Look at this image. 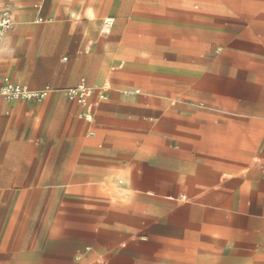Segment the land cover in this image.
I'll use <instances>...</instances> for the list:
<instances>
[{
    "label": "crops",
    "instance_id": "0c3cea01",
    "mask_svg": "<svg viewBox=\"0 0 264 264\" xmlns=\"http://www.w3.org/2000/svg\"><path fill=\"white\" fill-rule=\"evenodd\" d=\"M145 2L0 0V87L46 91L0 96V264H264V41L215 58L205 96L155 100L157 119L110 87L99 29ZM81 80L107 89L91 120L64 94Z\"/></svg>",
    "mask_w": 264,
    "mask_h": 264
},
{
    "label": "rangeland",
    "instance_id": "374dc122",
    "mask_svg": "<svg viewBox=\"0 0 264 264\" xmlns=\"http://www.w3.org/2000/svg\"><path fill=\"white\" fill-rule=\"evenodd\" d=\"M164 3H137L136 23L114 24L108 35L104 24L99 28L104 40L111 39L110 87L117 92L138 88L139 97L152 100L148 109L157 119L160 107L155 100L167 99L170 112L182 92L205 96L208 81L214 80L208 66L215 58L218 65L224 50H242L252 41H264V0H167L166 10ZM180 4L189 7L176 8ZM160 16L166 19L161 22ZM107 17L113 18L106 14L102 23ZM216 74L220 79L224 71ZM193 82L198 83L191 88ZM159 123L153 130L159 129Z\"/></svg>",
    "mask_w": 264,
    "mask_h": 264
},
{
    "label": "built area",
    "instance_id": "2783aa9c",
    "mask_svg": "<svg viewBox=\"0 0 264 264\" xmlns=\"http://www.w3.org/2000/svg\"><path fill=\"white\" fill-rule=\"evenodd\" d=\"M12 26V20L8 12L5 11L0 19V34L9 29ZM112 26L111 20L105 22L104 27L106 28V33L109 32ZM106 88H91L88 87L83 80H81L76 86L65 89L64 94L67 99L77 106L84 108L87 111L85 117L87 120H91V113L94 108V102L92 98L96 97L98 100H104L106 98ZM135 94L138 91L134 92ZM125 96H129L130 93L126 92ZM0 96L11 100H34L42 99L46 96V91L34 92L30 90L26 85L21 84H11L9 80L5 79L4 84L0 87Z\"/></svg>",
    "mask_w": 264,
    "mask_h": 264
},
{
    "label": "bare ground",
    "instance_id": "6f19581e",
    "mask_svg": "<svg viewBox=\"0 0 264 264\" xmlns=\"http://www.w3.org/2000/svg\"><path fill=\"white\" fill-rule=\"evenodd\" d=\"M102 33L104 34V31Z\"/></svg>",
    "mask_w": 264,
    "mask_h": 264
}]
</instances>
